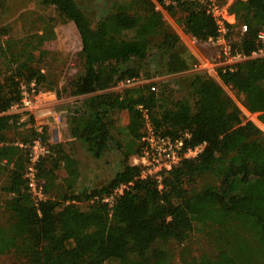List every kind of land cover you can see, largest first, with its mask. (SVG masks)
I'll use <instances>...</instances> for the list:
<instances>
[{"label": "trees", "instance_id": "16d2710c", "mask_svg": "<svg viewBox=\"0 0 264 264\" xmlns=\"http://www.w3.org/2000/svg\"><path fill=\"white\" fill-rule=\"evenodd\" d=\"M40 1L74 22L81 37L82 70L73 80L79 98L67 115L70 137L97 159L116 145L122 166L106 183L76 191L77 158L64 145L52 144L39 164L47 197L37 203L25 178L28 150L17 144L30 142L36 132L22 140L10 138L21 116L0 115V182L9 194L7 219L0 224V254L12 251L26 264H174L173 244L199 232L211 248L185 258L184 264H264V131L241 108L261 112L264 123V56L220 70L219 78L197 71L190 93L180 96L165 80L109 91L123 79L145 78L152 56L171 60L178 52L176 62L165 64L166 71L187 67L194 57L187 55L163 11L191 36L207 41L218 27L206 0H113L96 22L76 0ZM229 10L237 20L230 26L234 47L251 55L264 45L259 39L264 0H234ZM34 36L27 38L32 50L24 58L17 40L0 42L1 112L20 99L22 81H48L46 89L55 90L54 80L39 66L53 29ZM140 105L159 133L183 136L186 146L206 142L198 157L184 159L164 174L161 188L129 162L143 148L146 118ZM122 112L128 121L119 127ZM47 162L50 166H44ZM63 168L68 173L65 187L55 189ZM130 182L113 206L102 201Z\"/></svg>", "mask_w": 264, "mask_h": 264}, {"label": "rangeland", "instance_id": "374dc122", "mask_svg": "<svg viewBox=\"0 0 264 264\" xmlns=\"http://www.w3.org/2000/svg\"><path fill=\"white\" fill-rule=\"evenodd\" d=\"M76 1L96 22L108 12L113 0ZM233 1L217 0L219 6L228 11H230L229 7ZM1 2L0 42L10 38L17 40L16 48L22 58L32 50V45L27 41V38L42 34L46 27L52 28L54 32V36L44 43L43 53H41L43 58L39 66L42 73L48 74L49 78L54 80L55 90L46 89L48 81L38 84L40 95L36 113L31 116L20 115L19 127L17 130H11L8 134L9 137L17 138V140H22L23 137L29 138L34 131L36 132L38 126H43L46 140L50 146L52 144L64 145L65 151H69L77 158L79 179L75 183L76 191L91 189L106 183L121 169L120 151L116 148V145H113L103 158H95L87 151L83 143L70 138L67 124V115L70 113L74 102L79 98V96L73 94L75 91L73 80L76 74L82 70V61L79 55L82 42L76 25L72 21L61 18L53 6L44 5L40 0H1ZM163 12L170 29L180 36L187 55L189 54L194 58L188 61L187 67L167 72L165 64L168 63L169 65L170 62H176L174 58H176L175 54L178 52L173 54L171 60L168 57L152 56L146 64L147 73L144 76L146 79H143L159 82L162 80L171 81L172 86L178 90L177 95L180 96L182 93L186 94L191 91V81L197 74L195 64L201 63L203 58V61L213 62L215 53L211 45L196 40L184 30L175 17L166 11ZM232 36L235 40L234 34ZM38 53L39 51L36 52L37 57ZM262 55H264V52ZM159 61L161 66H159ZM125 89V87L118 86V83H116L106 90L123 92ZM226 89L239 103L234 91L229 87H226ZM239 105L241 106V103ZM241 108L246 118L255 122L264 131V123L260 119L262 113H251L244 107L241 106ZM118 117L119 127L125 125L128 121L127 112H122ZM18 132H21V134L18 135ZM53 154L57 155L56 151ZM134 156L129 160L131 165H135ZM44 166H50V163L47 162ZM58 176L55 189L59 186L65 187V178L68 177L67 170L65 168L61 169ZM1 185L0 182V224L5 223L7 219L5 201L9 198V194L1 189ZM50 192L53 193V189ZM82 206H85V204L82 203ZM210 248L211 245L202 233L193 232L185 242L173 244V262L174 264H184L185 258L199 256ZM0 264L26 263L18 259L12 251H9L0 254ZM106 264L120 263L115 260H107Z\"/></svg>", "mask_w": 264, "mask_h": 264}, {"label": "built area", "instance_id": "2783aa9c", "mask_svg": "<svg viewBox=\"0 0 264 264\" xmlns=\"http://www.w3.org/2000/svg\"><path fill=\"white\" fill-rule=\"evenodd\" d=\"M206 8L212 15L217 24V35L210 37L205 44L211 45L215 58L213 62L203 61L195 64L197 71H206L213 76L219 78V71L234 70L236 66L249 58L264 56V45L251 55H246L234 47V38L231 34V25L236 23V15L227 9L219 6L217 0H207ZM232 19V20H231ZM247 26L242 27V31H246ZM195 38V37H194ZM259 39L264 42V30L259 33ZM198 40V39H196ZM152 81L144 80L142 77L126 78L118 82V86L125 88L137 86ZM152 90H156V85L151 86ZM40 89L36 79L30 81H22L20 84V99L13 102L8 110L1 112L3 114L31 116L36 113ZM139 108L146 118L145 133L142 138V151L134 156L135 165L141 167L142 178H154L159 187H162L163 176L166 172L172 170L184 159L196 158L204 150L206 142L195 146H186L184 137H171L156 131L149 121L148 111L143 105ZM188 136V133H186ZM22 147L28 150L29 162L25 170V178L30 192L34 195L36 202L46 199L44 183L40 178L39 164L41 160L51 153L49 142L45 137L43 126L36 128V136L28 143H20ZM132 184L122 183L111 194L105 195L102 201L109 206H113L116 198L122 195L125 190Z\"/></svg>", "mask_w": 264, "mask_h": 264}, {"label": "crops", "instance_id": "0c3cea01", "mask_svg": "<svg viewBox=\"0 0 264 264\" xmlns=\"http://www.w3.org/2000/svg\"><path fill=\"white\" fill-rule=\"evenodd\" d=\"M203 59H204V58H203ZM203 59H202V60H203ZM70 138H71V137H70ZM74 157H75V156H74Z\"/></svg>", "mask_w": 264, "mask_h": 264}]
</instances>
